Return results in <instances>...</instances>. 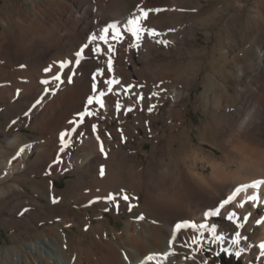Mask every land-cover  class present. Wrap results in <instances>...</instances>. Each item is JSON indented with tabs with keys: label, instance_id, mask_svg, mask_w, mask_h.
<instances>
[{
	"label": "bare ground",
	"instance_id": "1",
	"mask_svg": "<svg viewBox=\"0 0 264 264\" xmlns=\"http://www.w3.org/2000/svg\"><path fill=\"white\" fill-rule=\"evenodd\" d=\"M179 1L183 0H37L25 9L19 2V17L14 20L16 32L10 33L0 49V73L9 79L5 85L0 84V100L5 104L0 108L15 115L28 106L27 126L39 135L27 141L19 132L0 143L4 157L0 164L3 165L0 168L2 192L9 200L21 197L25 191L24 182L36 183L27 176L42 167L41 175L50 177L38 181L40 184L49 181L55 197L54 180L62 175L79 173V177L69 181L72 188L80 190V195H76L80 200L78 241L82 245L89 238L90 247L106 250L108 264H204L205 261L209 264L208 258L200 257L198 251L205 243H219H213L210 233L212 225H216L214 217L205 219L204 213L217 207L237 187L264 180V83H260L263 84L261 89L255 87L250 91L256 103L248 112L244 110L246 105L238 101L246 98L242 92L237 91L238 97L234 98L226 86L214 79L193 102L188 70L180 69L175 75L176 80L172 73L174 59L184 56L187 48L182 39L188 36V31L178 22L182 12L177 6ZM139 8L161 10L150 12L144 22L159 35L145 34L138 49L129 47L127 34L121 43L110 39L109 43L115 45L114 54L108 53L107 44L97 40L89 45V49L98 44L101 52L97 54L85 49L81 64L75 65V52L94 33L99 35L101 29L111 23L122 29L133 14H139ZM257 12L263 19L261 10ZM161 47L166 48L163 54L169 60L159 63L153 52L160 51ZM109 55L112 56L111 71L108 69ZM263 57L264 49L259 47L250 62L260 63ZM61 62L69 63L61 69ZM260 73L258 78L264 81V70ZM54 75H59L60 80L53 79ZM221 76L225 79L237 77L224 71ZM68 77H71V83ZM107 80H119L120 83L112 85V91L108 92ZM93 83L96 92L92 91ZM248 86L244 85V88ZM101 91L106 93L101 97L104 107L95 102L89 105L88 97ZM43 97L47 99L44 103ZM191 102L222 110L221 113L211 112L213 118L222 121L220 126L216 127L212 117L209 118L203 127L211 134L209 138L206 132L200 136L201 143L209 144L214 150L197 146L189 125L185 124ZM117 103L121 105L119 109ZM85 108L94 114L85 115L80 123L78 114ZM239 115L245 118L240 117L242 121L237 127L233 123ZM142 129L153 138L152 158L148 162L129 152L134 141L141 140ZM226 131L231 132L228 137L224 136ZM65 132L68 133L65 136L67 146L60 140L61 133ZM96 132L103 134L101 141L89 137ZM101 142L104 153L100 151ZM73 144L79 148L76 154L72 152ZM35 147L39 154L35 165L29 167L27 159ZM199 164H203V169H197ZM127 184L131 186L128 192L116 187L124 185L127 188ZM256 191L248 189L240 193L235 201L221 209L220 215L225 217L231 211L236 212L242 228L227 223L228 228L223 232L216 227L217 234L225 237L223 247L233 253L242 249L241 256L247 262L258 257L261 253L259 245L264 243V223L257 224L264 218V185L259 189L261 202L257 206L253 207L249 202L244 208H238L236 204ZM141 192L146 195L144 200ZM64 193L67 195V191L62 193L61 203L51 205L49 210L56 212L63 207L62 201L68 200ZM109 193L116 196L115 203L106 199ZM123 195L129 196V200L124 201ZM35 203L36 208L29 207V210L46 208L38 201ZM85 205L103 212L92 214ZM157 205L162 214L154 209ZM119 208L133 216L125 221L121 230L109 229L104 221V211ZM257 208L263 214L255 219ZM249 213L245 223L243 217ZM140 216L144 218L139 219ZM184 221L197 228L182 229L175 242L170 244L175 225ZM200 224H207L208 228L201 229ZM256 224L261 231L252 235ZM31 228L37 237L22 244H17V238L13 237L15 245L7 247L0 243V264H87L80 256L75 260L67 257L74 247L73 240L56 219ZM237 231L241 233V242L232 245L230 241ZM194 237L201 240L199 245L193 243ZM120 251L123 256L117 257ZM186 251L191 253V259L185 255ZM149 256L153 257L151 261L147 259Z\"/></svg>",
	"mask_w": 264,
	"mask_h": 264
},
{
	"label": "rangeland",
	"instance_id": "2",
	"mask_svg": "<svg viewBox=\"0 0 264 264\" xmlns=\"http://www.w3.org/2000/svg\"><path fill=\"white\" fill-rule=\"evenodd\" d=\"M233 1L234 0L179 1L180 4L178 3L177 6L183 13L181 12L178 17V22L183 27H186V30L188 31V36L185 37V39H182V41L185 40V44L188 49L186 48L187 50L185 49V52L183 51L185 53L184 56H180L178 59L173 58L176 63L173 67L172 73L174 74V80H176L177 76L175 77V75L180 72V69L188 70L187 72L193 85L191 90L193 102H195L197 95L203 93L206 86L209 87L212 82L211 80L214 79L223 86H226V89H228V92L234 98L238 97V92H242L246 98H241L238 101L241 104L244 103V106L246 105L244 110L246 109L245 112H248V110H251L256 103V99H253L250 96V91L255 89V87H259V89H261L263 84L260 83H264L262 79L258 78L259 73L264 70V57L260 63L255 61L250 62V58L254 57V52L257 51L259 47L264 49V0ZM19 2L23 4L22 9H25L27 5L37 2V0H0V49L3 46L2 42L9 37L10 33L12 35L16 32L14 20L19 17ZM260 10L263 13V19L258 15L257 11ZM165 50L166 48L161 47L160 51L162 52H153L154 57L158 58L159 63L169 60V58L163 54ZM1 58L2 57L0 56V59ZM223 71L234 74L239 79L237 77L234 79H225L221 76ZM5 76V74L0 73V84L7 83L9 81V79ZM235 79L238 80L235 81ZM244 85H249L247 88L248 90L244 88ZM249 96L250 98H248ZM41 101H43L42 103L46 102V97H43ZM2 105L5 104H2L0 100V106ZM28 111L29 107L25 106L21 110H18V113L15 115H11L0 108V143L7 137H14L19 132L24 134L25 140L27 141L33 140L34 137H39L38 131H31L27 126L28 123L25 119V115H27L26 113H28ZM220 111L222 110H216L211 106L209 108H205L200 106L198 103L194 104L191 102L188 105V118L185 121V124L189 125L191 134L197 146L203 145V147L208 150H214L209 144H202L200 136L202 133L206 132L207 134H205L209 138L211 134L210 130L204 129L206 122L212 117L211 112L221 113ZM240 117L245 118L244 115H239L237 119L235 118V121L237 122L233 124L237 127L242 121ZM212 119V123H214L216 127L218 125L220 126V123H222L219 118L212 117ZM115 124L116 123H114V125ZM8 125H11L10 128H8ZM159 125L161 126L162 124L160 123ZM161 133H164V131L162 132L161 130ZM230 133V131H226L224 136L228 137ZM102 135L103 134L101 132H96L89 137L93 136L97 139V136H99L101 141L103 139ZM140 136L141 140L136 139L129 152L137 154L138 158L142 160L144 159L145 162H148V160L152 158L151 153L153 150V138L151 135H147L143 129L141 130ZM73 145L72 152L76 154L79 152V148L77 145ZM15 151L16 150H14V152ZM38 151L37 147H35L33 154L27 159L29 167L35 165L39 154ZM161 153L162 152L159 150V154ZM3 161L4 157L0 152V164H3ZM2 167L3 165L0 166V168ZM162 167H164L163 164ZM202 167L203 164H199L197 169L201 170L203 169ZM42 171V167H39L35 170V172L29 174L27 179H34L36 180V183L21 182L23 183V187L25 189V191H23L24 195H21V197L15 196L12 200L7 199V194L2 192L3 185L0 184V243L4 247H7L15 245L13 237L17 238V244H22L32 237H37V235H35V231H33L31 227L36 228L41 222H44L47 225L49 220L53 218L65 228L73 240L74 247L67 253V257L69 259L75 260L77 256H80L82 261H85L87 264H108L109 261L106 250L90 247L89 238H87L82 245H80V241H78V237H80V200L76 199V195H80V190L78 191L72 188L69 185V181L79 177V173L66 174L65 176L62 175L59 179H55L54 183L57 192L54 197L55 194L53 195L51 193L49 181L45 182V185L40 184L41 182L38 181H42L44 178L50 177L49 175H41ZM24 174L27 175V171H25ZM18 175L19 174L16 176ZM10 183H13V181H10ZM123 186L116 187H120V190L123 192H128V189L131 188V186L129 187V184L125 185L127 188H124ZM143 188L146 190V187ZM75 190L76 192H74ZM64 191H67V195L65 193L64 194L68 199L62 201L64 208H59L56 212L49 210L51 205L54 206L55 204L59 205L61 203V196ZM145 197V193L141 192V198L144 200ZM54 199L57 201L56 203H53ZM35 201L42 203L46 208L40 211L36 209L29 210V207L36 208ZM84 208L89 207L85 205ZM25 209L28 211H24ZM154 209L157 212L160 211L159 213L162 214L160 205L155 206ZM89 210L92 214L96 212H103L100 208L96 210L89 208ZM104 212L106 215L104 221L107 223L109 229H111L110 227H114L121 230V228L124 227L125 221L129 220L131 216H133L129 211H123L120 208L117 209V211L107 209ZM21 213H23V215H21ZM262 214L263 211L260 208H257L254 215L255 219L262 216ZM214 222L216 223V227L223 232L226 228H228V224L232 223L222 215L214 217ZM237 223L239 222L237 221ZM234 226L236 227L235 224ZM258 231L260 232L261 230L256 224V227L252 231V235ZM221 246L223 245L205 243L201 246V249H199L198 255L200 257L205 256L208 258L209 264H260L264 258V254L260 253L258 257H252L251 260L247 262L241 255L237 258L234 253L233 255H228L221 252ZM90 248H92V250ZM217 253H219V255H217ZM185 255L191 259V253L189 251H186ZM119 256H123L122 251H120L117 257ZM188 264L194 263L190 262ZM261 264H264V261H262Z\"/></svg>",
	"mask_w": 264,
	"mask_h": 264
},
{
	"label": "snow or ice",
	"instance_id": "3",
	"mask_svg": "<svg viewBox=\"0 0 264 264\" xmlns=\"http://www.w3.org/2000/svg\"><path fill=\"white\" fill-rule=\"evenodd\" d=\"M139 14H133L126 22V24L124 25V27L121 29L116 23H111L108 24L106 27H104L103 29H101V32L99 35L97 34H93L87 43H85L82 47L79 48L78 51L75 52V58H74V63L75 65L79 66L81 64V60L84 57V55H86L85 53V49H89V45L93 44V42L99 40L104 42L105 44L108 45L107 51L108 53H112L114 54L115 52V45L112 43H109V40L111 39L112 41H115L116 43H121L123 42V40L125 39V34H127V36L130 38V43H129V47L132 48H139L140 47V42L144 39L145 34H147L148 36L151 37H155L157 35H159V33L156 32L155 29L149 28L145 26V23L148 20L149 17V13L150 12H159L161 11L160 9H144V8H139L138 9ZM110 33V35H109ZM158 43L161 41H157ZM166 44V42H164ZM90 52H95L97 54H99L101 52V49L99 48V45L97 44L95 47L89 49ZM66 63L69 62H61L60 64V68H64ZM108 69L109 71L112 70V56L109 55L108 58ZM51 69H45V71H50ZM99 74V73H98ZM95 76H93V80H95ZM53 79L59 81L60 80V76L59 75H54ZM68 82L71 83V77H68ZM43 83L47 84L48 81H43ZM105 83H107L109 85L108 87V92L112 91V85L114 84H119V80H107L105 81ZM133 86H129V88H131ZM129 89H126V91ZM92 91L96 92V84L93 83L92 85ZM106 93L101 91L98 93V95L96 96H89L88 97V101L87 103L89 105L93 104V102H95L97 105H99L101 108L104 107V101L101 99V97H103ZM140 99H142L143 97H139ZM40 101L38 100L37 103H39ZM33 107H35V105H33ZM117 109H119L121 107V105L119 103H117L116 105ZM151 110V109H149ZM128 111H131V109L129 108ZM94 113H92L91 111H89L88 108H85L83 112L79 113V122L82 123L84 121L85 115L91 116ZM70 123L72 124H76L77 121H70ZM93 132L96 131V126L93 125L92 128ZM74 131V129H73ZM68 133H61L60 135V140L62 143L65 144V146H67V143L65 141V136H67ZM97 140H100V137L97 136ZM100 151L101 153H104V148H103V143H100ZM103 169H101V175H103ZM264 185V180H256L254 182H252L251 184H247V185H242L238 188H236L231 195H229L226 199H223L219 205L217 207H214L211 210H208L204 213V217L205 219L211 218V217H216L219 216L221 214V209H224L226 205H230L233 201H235L237 199V197L239 196L240 193L242 192H247L248 189H255L257 190L254 194L252 195H248L245 197L244 200L240 201L238 204H236V207L238 208H244L245 204L252 202L253 207L257 206L260 202H261V198L259 195V189L261 188V186ZM124 201H128L129 200V196L127 195H123L121 197ZM106 199L115 203L116 202V196L112 195L111 193L107 194ZM57 201L54 199L53 203H56ZM107 210V209H105ZM129 210H131V206H129ZM24 211H28L27 209H25ZM21 215H23V213H21ZM250 213L248 215H245L243 217V221L246 223L248 221V217H249ZM143 216H140L139 219H143ZM227 220L231 221L232 223H234L236 225L237 228H242L243 224L242 223H237V221L240 219V217L237 215L236 212L231 211L228 213ZM259 223H264V218H262L261 220L257 221V224ZM201 229H206L208 228L207 224H200L198 226ZM186 228H192V229H196L197 225L195 224H191L188 221H184L182 224L181 223H177L174 227V231L172 234V239L169 241L170 244L174 243L176 238H177V233H180L182 229H186ZM210 233L213 239V243H219L220 245H223V242L225 240V237L223 235H218L217 234V228L216 225L213 224L211 229H210ZM203 235V233H201V236ZM241 242V233L239 231L235 232V236L234 238L230 241V243L232 245H239ZM193 243L199 245L201 243V240L198 237H194L193 238ZM260 250H261V254H264V243H261L259 245ZM221 252H224L228 255H233V252L227 248V247H223L221 246L220 248ZM243 250H238L234 253V255L239 258L241 255V252ZM217 255H219V253H217ZM149 261H151L153 259L152 256H149L147 258ZM204 264H207V262L205 261Z\"/></svg>",
	"mask_w": 264,
	"mask_h": 264
}]
</instances>
